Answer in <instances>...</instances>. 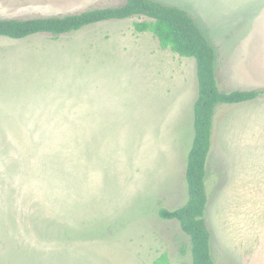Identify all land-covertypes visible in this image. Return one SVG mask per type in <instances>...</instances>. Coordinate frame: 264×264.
<instances>
[{"label": "rangeland", "instance_id": "obj_1", "mask_svg": "<svg viewBox=\"0 0 264 264\" xmlns=\"http://www.w3.org/2000/svg\"><path fill=\"white\" fill-rule=\"evenodd\" d=\"M124 1L0 0V19ZM155 1L195 18L222 93L264 90V0ZM135 21L0 37V264H192L189 237L158 211L188 199L197 65ZM247 103L218 106L213 121L205 218L217 264H264V96Z\"/></svg>", "mask_w": 264, "mask_h": 264}, {"label": "trees", "instance_id": "obj_2", "mask_svg": "<svg viewBox=\"0 0 264 264\" xmlns=\"http://www.w3.org/2000/svg\"><path fill=\"white\" fill-rule=\"evenodd\" d=\"M126 19L136 20L133 23L136 33H152L161 49L196 61L198 97L194 104L195 136L186 164L189 198L180 208L159 209L158 215L164 220L180 223L182 232L190 240L192 264H217L212 258V236L205 218L209 202L206 191L207 165L215 110L224 104L255 101L264 96V90L222 93L217 84L216 50L206 39L195 18L180 8L155 0H125L118 7L88 10L62 17L0 19V37L23 40L48 34L57 39L98 23ZM152 264L171 262L164 254Z\"/></svg>", "mask_w": 264, "mask_h": 264}, {"label": "crops", "instance_id": "obj_3", "mask_svg": "<svg viewBox=\"0 0 264 264\" xmlns=\"http://www.w3.org/2000/svg\"><path fill=\"white\" fill-rule=\"evenodd\" d=\"M179 56V55H178ZM184 59H186V58H184ZM188 59H192V58H188ZM194 60V59H193ZM195 61V60H194ZM195 65H196V61H195ZM215 67H216V65H215ZM151 73H153V77H154V79L155 78H157L156 77V74L154 73V70H152V72ZM216 73H217V69H216ZM190 74H186L185 75V77L183 78L182 76H178V77H175L173 80H176L178 83H180V84H182V83H187V77L189 76ZM147 76H148V78L151 76V74H150V76L147 74ZM196 77H197V72H196ZM161 78V79H160ZM217 78H218V76H217ZM157 79H159V80H161V81H168V82H170V78L167 80L166 78H165V75L164 76H162V77H159V78H157ZM182 79H183V81H182ZM97 81L99 80V79H96ZM198 83V82H197ZM255 88H253V89H248V90H254ZM220 90V89H219ZM248 90H241V91H248ZM166 91V90H165ZM223 92H225V93H227L228 91H223ZM233 92V91H232ZM230 93V92H229ZM141 94H144V93H142L141 92ZM197 94H198V84H197ZM195 102H196V100L194 101V104H195ZM248 104V103H247ZM240 105H242V104H240ZM244 105H246V104H244ZM215 113H216V110H215ZM149 115V114H148ZM214 118H215V114H214ZM213 121H214V119H213ZM192 122H193V131H194V135H195V127H194V106H193V119H192ZM242 126H244V127H246L247 126V124H241ZM225 127H227L226 125H224L223 126V133H224V128ZM239 129H240V126H239ZM212 137H213V135H212ZM193 139H194V137H193ZM223 141H224V143H223V145H224V147H225V143L228 141V138H227V136H225L224 134H223ZM193 142V141H192ZM225 149H227L226 147H225ZM190 150V149H189ZM189 150H188V152H189ZM210 157V156H209ZM209 162V161H208ZM208 166V165H207ZM185 180H186V170H185ZM188 198H189V195H188ZM188 201V199L185 201V202H183L182 204H179V205H181V206H179V207H177V208H180V207H182L183 205H185L186 204V202ZM177 208H174V209H177ZM174 209H167V210H174ZM158 213H159V211H158ZM189 240V239H188ZM183 249V248H182ZM158 256H160V255H158Z\"/></svg>", "mask_w": 264, "mask_h": 264}]
</instances>
